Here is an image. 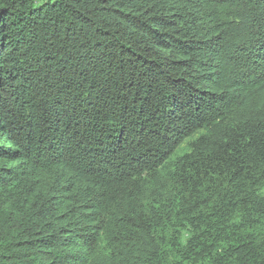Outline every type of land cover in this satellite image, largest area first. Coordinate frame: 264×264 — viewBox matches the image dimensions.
I'll return each mask as SVG.
<instances>
[{"label": "trees", "instance_id": "trees-1", "mask_svg": "<svg viewBox=\"0 0 264 264\" xmlns=\"http://www.w3.org/2000/svg\"><path fill=\"white\" fill-rule=\"evenodd\" d=\"M0 264H264V0H0Z\"/></svg>", "mask_w": 264, "mask_h": 264}, {"label": "rangeland", "instance_id": "rangeland-1", "mask_svg": "<svg viewBox=\"0 0 264 264\" xmlns=\"http://www.w3.org/2000/svg\"><path fill=\"white\" fill-rule=\"evenodd\" d=\"M203 132H199L198 134H195L194 136H192L190 139L185 140L177 149V153H176V157H180L186 153L189 152V145L191 143V141H193L194 139H196L198 136L202 135Z\"/></svg>", "mask_w": 264, "mask_h": 264}]
</instances>
